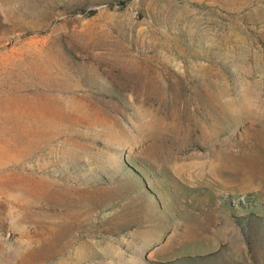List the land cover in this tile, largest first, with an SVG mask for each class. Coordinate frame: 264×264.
Returning a JSON list of instances; mask_svg holds the SVG:
<instances>
[{
  "label": "rangeland",
  "instance_id": "rangeland-1",
  "mask_svg": "<svg viewBox=\"0 0 264 264\" xmlns=\"http://www.w3.org/2000/svg\"><path fill=\"white\" fill-rule=\"evenodd\" d=\"M0 264H264V0H0Z\"/></svg>",
  "mask_w": 264,
  "mask_h": 264
}]
</instances>
